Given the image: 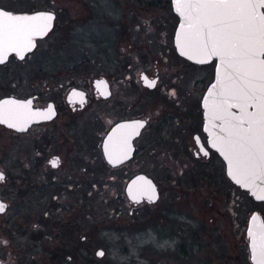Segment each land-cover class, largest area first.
<instances>
[{
	"label": "flooded vegetation",
	"instance_id": "flooded-vegetation-1",
	"mask_svg": "<svg viewBox=\"0 0 264 264\" xmlns=\"http://www.w3.org/2000/svg\"><path fill=\"white\" fill-rule=\"evenodd\" d=\"M67 2L71 5L69 14L72 17L83 16V14L103 16L107 5V3L104 5L105 0H67ZM151 4L155 2L151 1ZM159 4L173 10L179 22V16L173 9L172 0H162ZM59 6V0H0V10L12 15L39 11L55 14L54 27L44 37L37 38V44L32 51L26 53L10 51L4 55L5 58L0 63V103L7 98L11 100L12 97L30 99L34 108L44 109L52 105V111L49 112L54 113L50 118L31 121L25 129L9 127L12 124L11 118L7 120V123L0 122V173L4 175V180L0 181V203L7 206L5 211L0 213V264H27L30 258L27 253L32 250L36 251L35 254H42L41 256L54 263L59 258L69 261L78 256H81L83 260H89L90 246H86L90 243L88 239L91 229V222L88 220L90 215L88 185L89 177L92 176L89 132L93 110L99 116L102 125L98 133L101 156L111 169L127 166L139 155L150 153L152 165L156 146L163 145L168 150L170 176L178 178L174 179V183H179L182 176L186 178L198 176L195 187L200 188L201 192L206 190L204 186L214 188L219 184L224 185L227 180L233 185L236 184L229 177L226 162L212 146L210 136L204 127L202 100L215 77L216 60L209 63H197L188 59L178 52L174 38L175 50L183 58L185 64L198 66L211 64L213 66V78L208 82L201 96L200 107L197 108L198 113L190 111L191 99L187 98L190 101L188 107L185 102L186 89L184 86L186 83L180 71L182 67L176 66L174 70L178 71L173 74L163 73L159 69L151 73L153 64L151 61L140 60L135 45H131L129 52L117 58L118 77L99 76L106 80L104 90L97 89L94 84L97 78L95 77L93 82L87 78L83 82H78V85H71L69 81L55 87L50 85L48 88L55 92V96L47 95L48 92L40 85L39 91L29 93L28 64L29 62L31 65L34 64L30 59L54 30L59 18ZM7 17L6 15L0 16V20L5 23ZM175 32L176 28L174 36ZM151 33H153L152 30ZM116 36L123 37V32L118 31ZM152 41L151 38V44ZM43 64V61L36 62V68H43ZM207 78L201 79L202 85L205 84ZM73 88L84 91L82 97L72 96L69 99L68 94ZM159 102L161 108L158 112L156 111L158 115L154 118L151 108ZM62 106H66V112L62 110ZM25 111L27 113V110ZM25 111L12 110L11 103L4 105L5 115L11 116L12 112L23 114ZM159 112L162 113L159 114ZM60 116L66 117L63 118L61 124ZM135 119H144L146 122L140 133L132 139L134 146L132 156L119 165L110 164L104 150V142L108 133L116 124ZM153 123L155 125L152 127ZM60 128L70 129L72 132L70 141L60 143ZM147 131L150 134L144 138ZM54 160L58 161L55 167L51 163ZM140 172L146 173L155 180L159 190L157 200L148 201L144 198L140 202H134L129 197L126 189L128 181ZM80 176L83 177L86 189L78 193L80 190H75L74 187ZM129 176L124 190L134 206L155 203L164 194L149 171L136 170ZM81 183L82 181L79 184ZM80 196L84 197L83 202ZM169 203L168 198L166 204ZM67 206L70 210L61 215L60 209L64 210ZM81 210L85 212L82 216ZM36 214L38 221L32 227L35 230L33 232L29 229L28 221ZM63 217H67L68 220L61 223L59 220ZM248 225L249 221L247 225L239 227L241 231L244 227L246 229V243L249 252L247 259L250 264H253L249 246L250 239L247 236ZM60 228H65L64 232L70 236L72 242L69 244L78 243V248L84 250L83 253L60 252L63 248L56 245L53 238V236L58 237ZM34 251H32L33 254ZM100 253H104V250L99 249L98 254ZM183 254L185 253L181 252V255Z\"/></svg>",
	"mask_w": 264,
	"mask_h": 264
},
{
	"label": "rangeland",
	"instance_id": "rangeland-1",
	"mask_svg": "<svg viewBox=\"0 0 264 264\" xmlns=\"http://www.w3.org/2000/svg\"><path fill=\"white\" fill-rule=\"evenodd\" d=\"M59 1L56 26L30 59L35 67L30 62L28 64L29 93L39 91L40 85L47 95L55 96V92L48 88L50 85L55 87L67 81L78 85L87 78L93 82L99 76L118 77L117 58L135 45L140 60L153 64L151 73L159 69L173 74L178 71L174 70L176 66L182 67L180 71L186 83L185 102L188 107L190 101L187 98L191 99L190 111L198 113L201 96L213 78V66L185 64L173 43L177 17L173 10L159 4L162 0H105L104 5H107L103 16L83 14L78 17L69 14L71 5L67 0ZM118 31L123 32V37L116 36ZM39 61L44 62L43 68H36ZM204 77L208 78L202 85ZM159 104L155 103L151 108L154 118L161 108ZM63 107L65 111L66 106ZM91 116L92 176L88 185L91 229L90 243L86 245L90 246L89 260L78 256L69 261L59 258L54 263L32 250L34 254L32 251L27 253L30 257L27 264H250L246 229L244 227L241 231L240 227L248 224L254 210L264 215V201L258 202L228 180L214 188L204 186L206 190L203 192L195 187L198 176H182L179 183H174L178 178L170 176L168 150L163 145L156 146L152 165L150 153L139 155L127 166L111 169L103 161L99 149L100 118L95 110ZM63 118L66 117H59L60 124ZM149 134L147 131L144 138ZM71 135L69 128H60V143L70 141ZM136 170H147L156 179L164 192L160 200L140 206L132 204L124 185ZM84 188L80 176L74 189L80 193ZM80 198L83 202L84 197ZM168 198L170 203L166 204ZM69 210L67 206L59 213L66 214ZM81 212L82 216L85 212ZM67 220L63 217L59 221ZM37 221V214L28 221L33 232L32 227ZM64 230L60 228L58 237L53 236L56 245L63 248L60 252L83 253L78 243L69 244L71 238ZM99 249L104 250L103 255L98 254ZM181 252L185 254L181 255Z\"/></svg>",
	"mask_w": 264,
	"mask_h": 264
},
{
	"label": "water",
	"instance_id": "water-1",
	"mask_svg": "<svg viewBox=\"0 0 264 264\" xmlns=\"http://www.w3.org/2000/svg\"><path fill=\"white\" fill-rule=\"evenodd\" d=\"M172 5L179 16L174 36L178 52L197 63L216 60L215 77L202 100L204 127L211 144L226 162L229 177L255 200L264 201L261 199L264 197V172L256 169L250 173L246 159L248 137L259 132L256 124L251 131H246L249 129L248 122L256 121L264 114V66L259 63L264 61V49L250 47L251 40L259 38V32L249 31L250 23L258 28L259 21H250L248 9L201 7L195 5V0L192 3L172 0ZM256 12L264 13V8H257ZM41 14H50L53 19L48 21ZM14 16H36L37 19L13 21L9 16L5 19L4 55L10 51H32L37 38L47 35L55 23V14L48 11ZM209 28L213 30L211 39L207 35ZM213 50L219 54L213 55ZM94 84L97 89L104 90L106 80L97 77ZM83 93L81 89L73 88L68 94L69 99L72 96L82 97ZM7 103H11L12 110H27V113L5 115L4 105ZM50 110L52 105L44 109L34 108L30 99L12 97L0 103L4 120L11 118L17 129H25L33 120L50 118L54 114ZM145 122L144 119L123 121L110 130L104 142L110 164L119 165L132 156V139L140 133ZM126 189L134 202L144 198L155 201L159 197L155 180L144 172L134 175ZM247 236L252 263L264 264V215L259 210H254L250 216Z\"/></svg>",
	"mask_w": 264,
	"mask_h": 264
},
{
	"label": "snow or ice",
	"instance_id": "snow-or-ice-1",
	"mask_svg": "<svg viewBox=\"0 0 264 264\" xmlns=\"http://www.w3.org/2000/svg\"><path fill=\"white\" fill-rule=\"evenodd\" d=\"M180 2V0H178ZM189 3H192V0H188ZM196 6L201 7H210V8H234V9H248L250 12L249 19L250 21H259L258 28L254 23H250L249 31L250 33L259 32V38H253L250 43V47L259 46L261 49H264V13H257V8H264V0H195ZM9 16L13 21H22V20H35L36 16H14L11 13H5L0 10V16ZM45 16V19L51 21L53 17L50 14H41ZM212 29H208V37L211 39L212 37ZM4 35L5 28L3 21L0 20V63L4 60L3 53V44H4ZM14 50V49H13ZM213 55H218L219 53L213 50ZM262 66H264V61L259 62ZM154 85V82H153ZM82 95V94H81ZM255 115V114H252ZM0 122L7 123L3 118V114L0 113ZM249 129L246 131H251L253 124L258 126L259 132L257 135L248 137V147L246 148V159L249 164V172H253V170L259 169L261 172H264V114H261L260 118L256 121L250 120ZM9 127L15 128L16 125L10 124ZM52 165L55 167L58 163L57 160L51 161ZM116 163V162H114ZM235 178V176H234ZM4 180L3 173H0V181ZM240 182L239 180L237 181ZM264 199V197H261ZM6 205L0 203V213L4 212L6 209ZM253 245L255 246V240L253 241ZM264 251V250H262ZM103 255V253H100Z\"/></svg>",
	"mask_w": 264,
	"mask_h": 264
}]
</instances>
